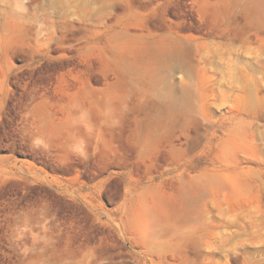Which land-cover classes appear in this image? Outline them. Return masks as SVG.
Segmentation results:
<instances>
[{"label": "rangeland", "instance_id": "rangeland-1", "mask_svg": "<svg viewBox=\"0 0 264 264\" xmlns=\"http://www.w3.org/2000/svg\"><path fill=\"white\" fill-rule=\"evenodd\" d=\"M0 264H264V0H0Z\"/></svg>", "mask_w": 264, "mask_h": 264}, {"label": "bare ground", "instance_id": "bare-ground-1", "mask_svg": "<svg viewBox=\"0 0 264 264\" xmlns=\"http://www.w3.org/2000/svg\"><path fill=\"white\" fill-rule=\"evenodd\" d=\"M166 54L167 52L165 51V49L159 48L156 52V57L158 58V60H161Z\"/></svg>", "mask_w": 264, "mask_h": 264}]
</instances>
